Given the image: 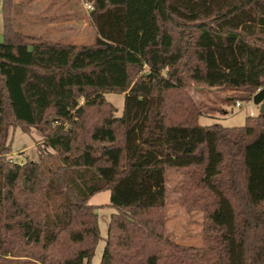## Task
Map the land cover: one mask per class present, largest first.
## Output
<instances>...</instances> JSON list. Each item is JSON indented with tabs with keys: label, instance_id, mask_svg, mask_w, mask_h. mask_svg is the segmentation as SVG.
Segmentation results:
<instances>
[{
	"label": "trees",
	"instance_id": "1",
	"mask_svg": "<svg viewBox=\"0 0 264 264\" xmlns=\"http://www.w3.org/2000/svg\"><path fill=\"white\" fill-rule=\"evenodd\" d=\"M83 1L90 43L23 36L0 0V264H89L99 230L88 198L105 189L114 210L98 264H264V113L200 124L187 91L263 100L264 0ZM102 91L123 93L122 155L92 164L82 101ZM14 123L53 152L4 158ZM169 169L182 174L180 203L202 211L198 247L165 233Z\"/></svg>",
	"mask_w": 264,
	"mask_h": 264
},
{
	"label": "rangeland",
	"instance_id": "2",
	"mask_svg": "<svg viewBox=\"0 0 264 264\" xmlns=\"http://www.w3.org/2000/svg\"><path fill=\"white\" fill-rule=\"evenodd\" d=\"M73 1V0H71ZM79 1V0H77ZM58 0H11L8 8V15L11 18L12 26L15 31L23 36H36L33 34L35 29L42 31L43 25L40 22L43 17L44 6L46 8L48 18L52 22L58 19L65 20L59 23L65 32L62 37H57L55 29H47V33L39 36L41 39L45 37L48 40H60L62 42L70 41L72 36L77 34L74 30H69V15H58L63 12H75L76 8L69 1L67 5L62 3L57 6ZM83 0H80L76 13L80 12L83 18L90 23L89 15L85 8ZM80 6V7H79ZM81 8V9H80ZM39 11L38 20L33 23L34 12ZM51 13H48V12ZM65 12V11H64ZM91 24V23H90ZM2 18L0 12V41ZM92 26V25H91ZM35 27V28H34ZM76 30V29H75ZM44 33V32H43ZM78 43H90L93 40V32L84 28ZM46 39V40H47ZM185 64V61H182ZM188 93L194 101L199 104L202 113L198 117L200 124H209L211 122H219L224 126H238L243 124L246 115H256L259 111V104L256 105L251 99H240L243 94L240 89H232L228 87L199 86L191 83L188 87ZM90 102H84L85 106V132L84 143L87 155V163H115L113 158H120L121 137H122V106L123 93L119 91H102L97 96L92 97ZM235 101H239L240 105L236 106ZM87 104V105H86ZM251 109V110H249ZM98 126V127H97ZM98 128V131L96 129ZM110 130H112L110 132ZM113 139L109 140L111 136ZM5 143L9 145V149L3 153L4 158L9 161L21 164L25 160H39V152H53V150L43 141L41 133L35 127H24L18 123L9 125L6 130ZM112 158V159H111ZM182 174L179 170L169 169L166 174V201L162 209L164 215V230L166 235L174 242L182 245L198 247L202 243V227L203 215L198 209H189L183 206L179 200V185ZM24 184V178L22 179ZM109 191L100 190L94 192L88 198V203L94 206L97 214V223L99 230V238L95 245L94 253L90 258L89 264H98L101 252L105 242L107 225L110 213L114 210L108 205Z\"/></svg>",
	"mask_w": 264,
	"mask_h": 264
},
{
	"label": "crops",
	"instance_id": "3",
	"mask_svg": "<svg viewBox=\"0 0 264 264\" xmlns=\"http://www.w3.org/2000/svg\"><path fill=\"white\" fill-rule=\"evenodd\" d=\"M69 3L74 6L76 8V11L78 10L77 7H78V4L80 5V0L77 1V0H58V3H55L58 5H60L61 3L63 5H67V3ZM80 7V6H79ZM46 8L44 6L43 10H41V12H43V17L41 18L42 20H38L39 18L37 17V15L39 14V11L36 10V12H34V19H33V23L36 21H40L42 22V25H43V29L42 31L39 30V29H35L36 31L33 32L34 35L36 36H42L44 35L45 33H47V29H51V27H53L52 29L54 30L55 29V32L57 33V37H62V34H64L63 32H65L63 29H61V26H58L59 23H62L64 22L65 20H62V19H58L57 21L55 22H52L50 19L53 18V17H50L48 18V16L46 15L47 12H46ZM81 9V8H80ZM65 11V12H64ZM63 12H60L57 14L58 15H61V16H64V15H69V19L67 20L68 23H69V30L73 31L74 30V33L76 32L77 34L75 35H71L72 38L70 41H67V42H70V43H78L76 42V40H81L80 37H82V33L84 32V28L89 30L90 33L93 32V38L95 36V31L93 29V27L91 26V24L89 22L86 21L85 18H83L81 15V11L78 13H76V11L74 12H70L67 13L66 9L64 10ZM48 13H51L50 11ZM35 28V27H34ZM76 29V30H75ZM44 32V33H43ZM44 39H47L46 37ZM48 40V39H47ZM56 41H60V40H56ZM251 110V109H249ZM252 111V110H251Z\"/></svg>",
	"mask_w": 264,
	"mask_h": 264
},
{
	"label": "built area",
	"instance_id": "4",
	"mask_svg": "<svg viewBox=\"0 0 264 264\" xmlns=\"http://www.w3.org/2000/svg\"><path fill=\"white\" fill-rule=\"evenodd\" d=\"M84 5H85V8H86L87 10H90V9L92 8L91 4L88 3V2L84 3ZM262 87H264V84H262L261 86H259L257 89H260V88H262ZM235 105H236V106H239V105H240L239 101H235Z\"/></svg>",
	"mask_w": 264,
	"mask_h": 264
},
{
	"label": "water",
	"instance_id": "5",
	"mask_svg": "<svg viewBox=\"0 0 264 264\" xmlns=\"http://www.w3.org/2000/svg\"><path fill=\"white\" fill-rule=\"evenodd\" d=\"M258 110H259L260 112H263V113H264V98H263V100L259 103V108H258Z\"/></svg>",
	"mask_w": 264,
	"mask_h": 264
}]
</instances>
